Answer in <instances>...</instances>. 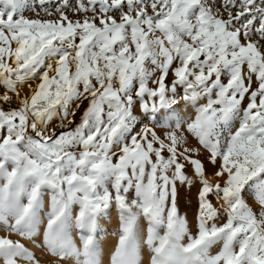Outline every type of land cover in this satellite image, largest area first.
Masks as SVG:
<instances>
[{"label":"snow or ice","instance_id":"6c2138e0","mask_svg":"<svg viewBox=\"0 0 264 264\" xmlns=\"http://www.w3.org/2000/svg\"><path fill=\"white\" fill-rule=\"evenodd\" d=\"M37 7L58 18L24 16ZM69 8L0 0V264H42L28 243L47 264H99L113 208L110 264H142V249L146 264H264V0H78L75 21ZM57 116L69 130L49 134ZM194 182L190 227L177 184Z\"/></svg>","mask_w":264,"mask_h":264},{"label":"rangeland","instance_id":"374dc122","mask_svg":"<svg viewBox=\"0 0 264 264\" xmlns=\"http://www.w3.org/2000/svg\"><path fill=\"white\" fill-rule=\"evenodd\" d=\"M69 2H70V8L68 10H66V12H65V14L68 16V18L70 20H73V21H75L77 19H82L83 16L85 15L84 13H76V12L72 11V8L75 7V5L78 2V0H69ZM53 3H55V0H53ZM218 7H220V3L219 2H217L214 5L213 10L215 11V9L218 8ZM37 11H39L38 7H37ZM53 13L54 14L51 17L47 16L42 11H39V17H37L36 13H34V12L30 11V10H25V12L23 14H24V16L26 18H30V19H35V18L57 19L58 16L55 14L54 8H53ZM87 15L89 17H91L92 13L89 12V13H87ZM225 18H226V13H225ZM47 63H53L54 64L55 62H54V60H48V61H46L45 67H46ZM43 71H44V69H43ZM43 71H41V72H43ZM51 74L52 73H50V75ZM39 80H40L39 74H37V76L35 78L29 79L23 85L22 88H18V91L20 92V95L24 96L26 93H28L30 91L28 85L30 84L33 87H35L39 83ZM253 80H255L254 77H253ZM224 82L226 83V79H225ZM252 87L255 88L256 84L253 83ZM0 91H3V89H0ZM9 94L14 95L12 93H9ZM181 95L182 94H179L176 98L179 99V97ZM85 101H87V100L84 99L82 104L79 103L80 104V108L76 109L74 111L76 113V115H75V118L73 120V123L71 124V127H75V124H77V122L79 121V118H80V115H81V111H82L83 107H85V104H84ZM203 102H204V100L202 98L201 99V103H203ZM247 103H248V99L245 98V100L242 102V104H243V106H246ZM3 107L6 108V109L12 108V107H9L7 105H3ZM194 112H195V108L193 110H187L185 112V114H184L185 118H187L188 116H191L192 114H194ZM69 118L72 119V117H69ZM57 121L62 122V118L60 117V118L53 119L52 121H50L49 124L46 126L47 127V132L49 131L50 127ZM64 121H67V120H64ZM143 123H148V121H144ZM143 123L139 124V125H141V127H142ZM153 125H155L154 130H156L157 133L160 134V132L163 130L162 125L156 124V121H152L151 123L148 124L149 127H153ZM68 130H69V126L66 129H64V130H60L55 135H58L59 133L64 132V131H68ZM192 143L194 144L195 141L193 140ZM166 155H167V153H165V156ZM201 159H203V156H201ZM205 167H206V172L208 174V177H210L212 179L211 182H215L216 178L211 175V172L213 171V169L206 162H205ZM185 171L190 177H192L193 174H192V170H191L190 166L187 167L185 169ZM177 188H178V207H179V210H180V214L181 215H185L187 217V220L189 222V226L192 227V225L195 222V216H196L197 209H198L197 191H198V188H199V183L198 182H194V184H193V186L191 188H189L187 185L181 186L178 183L177 184ZM244 197L246 199V202L249 203V205L251 207H253L254 211L258 212L259 211V205L254 203L253 198L251 196H249L248 192L244 193ZM209 199L211 200V202L213 203L214 206H216V207L219 206L217 204V201H216L214 196H210ZM112 210L117 211L118 209L113 208ZM102 219H105V218L102 217ZM101 222H102V220L100 218L99 221H98V229H97V234H96V242H97V245H98L97 259L99 261V264L101 263V257H102V253H103L102 250H101V247H100V243H99L100 242V237L105 234L106 230H107V232H111V230L114 231V229H115V231H117V233H118V227H119V223H115V224L109 223L106 227H103ZM113 225L115 226V228L113 227ZM3 234H4L3 232H0V235H3ZM13 238L15 239L17 237L13 236ZM27 247H29L32 251H34L36 257L42 261V264H47V262L52 259L49 255H47L45 252L41 251L39 248H35L31 243H28ZM213 251H215V249H213ZM147 257H148V250L147 249H142V251H141L142 264H146ZM21 264H23V262H21Z\"/></svg>","mask_w":264,"mask_h":264},{"label":"bare ground","instance_id":"6f19581e","mask_svg":"<svg viewBox=\"0 0 264 264\" xmlns=\"http://www.w3.org/2000/svg\"><path fill=\"white\" fill-rule=\"evenodd\" d=\"M9 95H11V94H9ZM11 96H12V102L10 105H7V106L15 108L18 106V100H17L16 96H14V95H11ZM84 99L85 98L82 96L80 98V100L77 101L76 103L79 104ZM193 109H194V107H187L186 102L181 101L179 107L177 108V111L181 112V114L183 113L182 115H184L187 110H193ZM75 110H76V108H73V111H75ZM68 126H69L68 120L64 121V122L57 121L50 127L48 133L55 135L57 132H59L60 130L66 129ZM208 178L211 182L212 179L210 177H208ZM45 200H47V197L45 198ZM103 218H105V219L101 218V220H102L101 224L103 225V227H106L109 223H113V224L119 223V210H117V211L112 210L110 212H106L103 215ZM113 227L115 228L114 225H113ZM117 240H118V233H117V231H115V229H114V231L111 230V232H107V230H106L105 234L100 237L99 243H100L101 250L103 252L100 264H110V254H111ZM77 242H78V239H77Z\"/></svg>","mask_w":264,"mask_h":264},{"label":"crops","instance_id":"0c3cea01","mask_svg":"<svg viewBox=\"0 0 264 264\" xmlns=\"http://www.w3.org/2000/svg\"><path fill=\"white\" fill-rule=\"evenodd\" d=\"M43 69H44V67H42V68L40 69V72L43 71ZM168 83H171V76H169V78H168ZM150 86H152V85H150ZM179 94H183V93H182V90H181V89L179 88V86H178V95H179ZM178 95H177V96H178ZM77 101H79V100H77ZM77 101H76V102H77ZM82 103H83V101L80 102V104H82ZM80 104H79V105H80ZM84 104H85V106H86L87 101H85ZM137 114H139V110H138V108H137ZM60 117H61V116H57V117H54L53 119H57V118H60ZM77 123H79V121H78ZM140 128H141V125L138 124L137 127H136V129H135V131H139ZM133 134H134V133H133Z\"/></svg>","mask_w":264,"mask_h":264}]
</instances>
